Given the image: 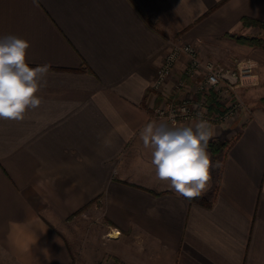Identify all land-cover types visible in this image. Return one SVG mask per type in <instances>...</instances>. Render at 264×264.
I'll list each match as a JSON object with an SVG mask.
<instances>
[{"label":"crops","instance_id":"0c3cea01","mask_svg":"<svg viewBox=\"0 0 264 264\" xmlns=\"http://www.w3.org/2000/svg\"><path fill=\"white\" fill-rule=\"evenodd\" d=\"M244 17L264 22V0H0V37L26 39L28 65L50 66L43 103L0 120V264H72L88 237L81 264H264V44L238 39L264 28ZM180 42L227 66L256 62L255 84L231 91L238 116L207 123L227 142L207 147L209 204L158 180L140 138L166 121L152 82Z\"/></svg>","mask_w":264,"mask_h":264},{"label":"clouds","instance_id":"9594fccd","mask_svg":"<svg viewBox=\"0 0 264 264\" xmlns=\"http://www.w3.org/2000/svg\"><path fill=\"white\" fill-rule=\"evenodd\" d=\"M196 4L202 5V0ZM29 47V41L16 35L0 37V120L22 121L29 110L43 103L38 93L47 85L50 66L30 67L26 62ZM140 138L145 148L151 149L158 180L168 182L179 196L189 200L208 190L212 161L207 145L212 133L206 121L191 126L150 121ZM153 211L149 209V214Z\"/></svg>","mask_w":264,"mask_h":264},{"label":"built area","instance_id":"2783aa9c","mask_svg":"<svg viewBox=\"0 0 264 264\" xmlns=\"http://www.w3.org/2000/svg\"><path fill=\"white\" fill-rule=\"evenodd\" d=\"M179 63L183 65L181 71L177 73L172 89L168 90L171 75ZM256 79V62L251 58H241L233 66H227L201 57L196 44L175 43L164 55L152 82V87L164 97L154 107L153 114L176 125L193 120L232 121L238 116L242 103L231 98V91L240 85H253ZM181 90H184V96L178 97ZM210 96L220 110H211Z\"/></svg>","mask_w":264,"mask_h":264},{"label":"trees","instance_id":"16d2710c","mask_svg":"<svg viewBox=\"0 0 264 264\" xmlns=\"http://www.w3.org/2000/svg\"><path fill=\"white\" fill-rule=\"evenodd\" d=\"M243 24L244 25H259V26L264 27V22L256 20V19L248 18V17L243 18ZM238 39L244 42H249L250 44H257V45L264 44V38L261 36H253V37L252 36H239ZM209 101L211 102L210 103L211 108L216 109L217 103L213 101L212 97L209 98ZM226 145H227L226 141H221L217 138H211L208 142L207 147H209L212 150V152L217 153L221 150V148L225 147ZM193 200L199 201L204 204H209V202H207V200L201 196Z\"/></svg>","mask_w":264,"mask_h":264},{"label":"rangeland","instance_id":"374dc122","mask_svg":"<svg viewBox=\"0 0 264 264\" xmlns=\"http://www.w3.org/2000/svg\"><path fill=\"white\" fill-rule=\"evenodd\" d=\"M260 28H264V27L260 26ZM240 41L244 43V41H242V40H240ZM78 218H79V215H77V214H74V215L71 216V220L72 221H74V220H77L78 221ZM86 219L88 221H90L92 224H94L95 221H99V215L98 214H95L94 212L93 213H89L87 215ZM105 223H107L106 219H104V224ZM87 231H90V230H87ZM98 231H100L99 228H97V234H98ZM91 234L93 235L92 237L94 238V236L96 235V232L92 229L91 230ZM108 234H109V232H108ZM108 234H107V237H104V241L105 240H108L109 237H112V236H109ZM91 246L93 247L94 245L93 244H90L89 237H88L87 240L86 239H84L82 241L80 240V241H77V243L72 244V250H73L72 253L74 254L73 255L74 262L72 264H81V263H83L82 262V259H80L83 256V251H85V249H88Z\"/></svg>","mask_w":264,"mask_h":264},{"label":"bare ground","instance_id":"6f19581e","mask_svg":"<svg viewBox=\"0 0 264 264\" xmlns=\"http://www.w3.org/2000/svg\"><path fill=\"white\" fill-rule=\"evenodd\" d=\"M116 232H119V231H116ZM108 235H109V236H112L113 234H112V233H109Z\"/></svg>","mask_w":264,"mask_h":264}]
</instances>
